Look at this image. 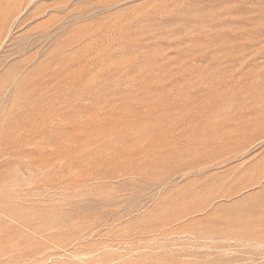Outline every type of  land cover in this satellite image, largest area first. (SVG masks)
Returning <instances> with one entry per match:
<instances>
[{
  "label": "rangeland",
  "instance_id": "rangeland-1",
  "mask_svg": "<svg viewBox=\"0 0 264 264\" xmlns=\"http://www.w3.org/2000/svg\"><path fill=\"white\" fill-rule=\"evenodd\" d=\"M264 0H0V264H264Z\"/></svg>",
  "mask_w": 264,
  "mask_h": 264
},
{
  "label": "bare ground",
  "instance_id": "bare-ground-1",
  "mask_svg": "<svg viewBox=\"0 0 264 264\" xmlns=\"http://www.w3.org/2000/svg\"><path fill=\"white\" fill-rule=\"evenodd\" d=\"M264 199V198H263Z\"/></svg>",
  "mask_w": 264,
  "mask_h": 264
}]
</instances>
